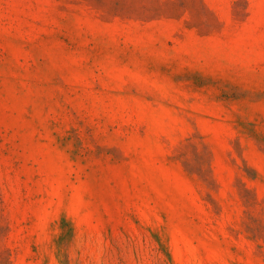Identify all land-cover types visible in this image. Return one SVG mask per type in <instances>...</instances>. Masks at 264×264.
Listing matches in <instances>:
<instances>
[{
  "label": "rangeland",
  "instance_id": "374dc122",
  "mask_svg": "<svg viewBox=\"0 0 264 264\" xmlns=\"http://www.w3.org/2000/svg\"><path fill=\"white\" fill-rule=\"evenodd\" d=\"M0 264H264V0H0Z\"/></svg>",
  "mask_w": 264,
  "mask_h": 264
}]
</instances>
